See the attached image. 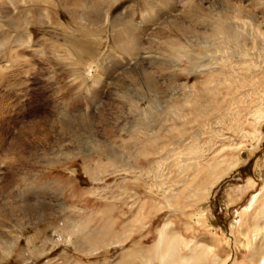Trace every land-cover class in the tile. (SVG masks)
<instances>
[{
	"label": "rangeland",
	"instance_id": "1",
	"mask_svg": "<svg viewBox=\"0 0 264 264\" xmlns=\"http://www.w3.org/2000/svg\"><path fill=\"white\" fill-rule=\"evenodd\" d=\"M187 1L191 0H107L92 10L80 9L73 0H55L52 8L43 2L25 3L0 31V81H7L0 83V196L3 191L19 193L30 203L38 200L55 211L52 217L22 225L3 217L5 246L13 247L7 255L0 245V264H160L156 254L161 235L179 239V258L203 253L204 264H264V250L252 256L257 242L264 240L261 202L256 208L249 205L264 182V115L258 113L259 108L264 110V79L254 87L255 80L264 78V35L256 29L260 26L264 32V0H232L244 1L260 22L249 25L237 40L219 34L209 45H201L193 44L188 35H172L162 50L155 51L152 34L185 13ZM192 1L197 13L210 14H196L193 24L181 15L183 29L217 31L214 27L220 30L218 22L225 18L232 20L229 27L234 35L242 31L235 27V18L212 11V0ZM100 31L107 37L94 36ZM136 36L142 40L139 54ZM81 43L82 56L73 51ZM175 43L187 46L177 64L171 54ZM151 48L154 53L148 59ZM147 75L151 88L143 84ZM18 76L22 84L15 81ZM224 77L235 81L231 89L239 90L236 95L229 92L225 102ZM238 79L254 86L239 89L235 85ZM212 84L220 87L217 106L202 100L205 85L212 89ZM192 104L199 110H192ZM201 112L213 113V117L197 120ZM87 114L112 133L114 142L85 132V150L67 141L63 145L71 148L68 155L65 148L55 145L54 151L63 156L43 160L44 152L39 151L29 162H18L23 145L16 141L27 125L53 121L58 126ZM180 121L186 129L179 132L175 123ZM166 130L174 131L173 135ZM259 133L261 140L257 141ZM213 154L220 157L224 168H233L199 204L198 211L205 215L202 221L175 205L184 182L192 179V171L203 169ZM251 181L255 188L249 186ZM229 197L236 204L230 205ZM254 234L256 241H252Z\"/></svg>",
	"mask_w": 264,
	"mask_h": 264
},
{
	"label": "bare ground",
	"instance_id": "2",
	"mask_svg": "<svg viewBox=\"0 0 264 264\" xmlns=\"http://www.w3.org/2000/svg\"><path fill=\"white\" fill-rule=\"evenodd\" d=\"M0 0V31L3 32L7 23L10 22L11 19L14 18V15L17 14V9L20 5H25V3H29V5H35L37 3H40V2H43L45 5L44 6H47L48 7H53L56 5V2L55 0ZM102 1H107V0H73V5H76L78 6L80 9H89V10H92V9H95V8H98L99 7V4L100 2ZM114 1V0H113ZM209 1V0H208ZM213 1V2H212ZM210 2V6L212 8V11L215 10L217 12H219L221 14V17L222 16H225V15H229V16H232L233 19L235 18L237 20L236 24H235V27L237 26L238 29H241L242 31L241 32H237L235 31V35L232 31V29L229 27V25H232L233 22L231 20V22L229 20H226L224 17V20L223 21H220L218 22L219 24H221V27H220V30H219V27H214L217 31H210L208 33H199L197 31H194L193 29L192 30H189L188 28H184L182 26H180V16L182 15V19L183 20H186L187 18H190L189 22L191 21V24H193V18L192 17H196V14L200 15V13H197L198 9L196 7V5H194L195 2H193L192 0L191 1H187V3L184 5V10L185 13L182 11L180 12L179 14H177L174 18L168 20L166 23H164V25H162L160 28H158L151 36V41L154 40V48L156 47L155 51L158 50H162L163 46H166L167 44V40L172 37V35H175L177 37L179 36H182L183 34L184 35H188L189 36V39L190 41H192V43L194 44L195 42L201 44V45H209L210 43H212L213 40H216L218 39V37L216 35H218L220 37V35H222L223 37H225V39H231V38H235L237 37L238 38V35H241L245 32V30L247 29V27L249 25H252L254 26V24L258 25L260 24V22H258V19H257V16H256V13L253 12L251 9H248L247 8V5H245V2L244 1H240L239 3H234L232 2V0H212ZM249 1V0H248ZM186 2V1H185ZM203 2V1H202ZM71 3V2H69ZM247 3V2H246ZM260 3V2H259ZM196 4V3H195ZM198 5V4H197ZM258 5V4H257ZM27 6V5H26ZM70 6V5H69ZM172 6V5H171ZM254 6V5H253ZM30 7V6H29ZM76 8V7H75ZM255 8V7H254ZM203 9V8H202ZM182 10V9H181ZM207 9H205L206 11ZM49 10L47 9L45 11L46 14H49ZM88 12V10H87ZM204 12V11H203ZM205 13V12H204ZM212 13V12H211ZM225 13V14H224ZM19 14V13H18ZM202 15H205L204 17H206L207 15L210 14L209 11H206L205 14L201 13ZM224 14V15H223ZM10 15V16H9ZM117 16H115L116 18L119 17L118 14H116ZM9 16V17H8ZM114 17V18H115ZM172 17V16H171ZM203 17V16H202ZM213 18V17H212ZM241 18H244V19H249L251 20L250 23L248 22H245V21H242L240 20ZM109 19V18H108ZM113 19V18H112ZM197 19V18H196ZM199 19V18H198ZM206 19V18H204ZM195 20V19H194ZM187 22V23H189ZM234 22V23H235ZM81 23V22H80ZM262 23V22H261ZM82 25V24H80ZM186 26H188L186 24ZM229 27V28H226V27ZM81 27V26H80ZM94 27V26H93ZM194 27V26H193ZM196 27V26H195ZM194 27V28H195ZM198 27V26H197ZM203 27V26H202ZM82 28V27H81ZM133 28V27H132ZM145 28V27H144ZM201 28V27H200ZM218 28V29H217ZM191 29V28H190ZM199 29V28H197ZM202 29V28H201ZM200 29V31H201ZM211 29V28H210ZM260 33L261 36L264 35V32L261 30L260 26H257L256 28ZM85 30V29H84ZM132 30V29H131ZM219 30V31H218ZM102 31V30H101ZM100 33H97L95 34L94 36L96 37H99V38H103V37H107L105 36V33L104 32H101ZM134 31V30H133ZM205 31V30H204ZM202 30V32H204ZM79 32V31H78ZM97 32V31H96ZM112 32V31H111ZM135 32V31H134ZM206 32V31H205ZM137 34L139 35H142L140 34V32H138ZM220 34V35H219ZM146 35V33H145ZM150 35V34H149ZM93 36V37H94ZM234 36V37H233ZM76 37V36H75ZM74 37V38H75ZM79 37V36H78ZM109 37V36H108ZM184 38V37H183ZM76 39V38H75ZM81 39V38H79ZM143 39V38H142ZM236 39V38H235ZM78 40V39H77ZM237 40V39H236ZM81 41V40H79ZM78 41V42H79ZM94 41V40H92ZM141 38L140 37H137L136 36V40H135V48H136V51H137V54H139V47H140V42H141ZM185 41H188V40H185ZM241 41V40H240ZM82 42V41H81ZM32 43V42H31ZM88 43V42H87ZM99 43V42H98ZM186 43V42H185ZM191 43V42H190ZM225 43V42H224ZM30 44V43H29ZM80 44V42H79ZM78 44V45H79ZM99 45V44H98ZM142 45V44H141ZM188 45V43L186 44ZM73 46V45H72ZM77 46L74 45V48ZM84 45H79L76 47V49H73V51H75L76 53H78L79 55L82 56V53L84 52ZM102 46V45H101ZM174 47H172V56L174 57L173 58V61L174 64H177L178 60L179 59H182L181 58V53H184L183 51L185 50H182L186 47H184V45H178V44H174L173 45ZM190 46V45H189ZM194 46V45H193ZM216 46V45H214ZM168 48V47H167ZM169 49V48H168ZM206 50V49H205ZM72 51V52H73ZM88 51V50H87ZM154 49L151 48V51H150V56L148 57V59L150 57L153 56L152 53ZM187 51V50H186ZM96 52V51H95ZM126 52V51H125ZM170 52V51H169ZM157 53V52H156ZM141 54V53H140ZM160 54V53H159ZM162 54V53H161ZM84 55V54H83ZM149 55V54H148ZM244 55V54H243ZM157 56H159L157 54ZM170 55V57H172ZM147 57V56H146ZM156 57V56H155ZM159 57H164V55L162 56H159ZM165 57L167 58V55H165ZM81 58V57H80ZM209 58V57H207ZM86 59V58H85ZM145 59V58H144ZM147 59V58H146ZM151 59V58H150ZM157 59H159L157 57ZM162 59H165V58H162ZM172 59V58H170ZM169 59V60H170ZM250 59V58H249ZM81 60V59H80ZM143 60V59H142ZM165 61V60H163ZM172 61V60H171ZM211 62V61H210ZM152 63V62H151ZM160 63H161V60H160ZM163 63V62H162ZM165 63V62H164ZM170 64V63H169ZM173 64V65H174ZM155 65V63H154ZM163 65V64H162ZM204 65V64H203ZM210 66V64H208ZM252 65V64H251ZM150 66H153V65H150ZM164 66V65H163ZM162 66V67H163ZM172 66V65H171ZM202 66V64H201ZM200 66V67H201ZM206 66V65H205ZM204 66V67H205ZM255 66V65H254ZM142 67V66H141ZM159 67V65H158ZM161 67V68H162ZM203 67V66H202ZM201 67V68H202ZM203 67V68H204ZM11 68V67H10ZM153 68V67H152ZM156 68V67H155ZM154 68V69H155ZM206 68V67H205ZM245 68V67H244ZM243 68V69H244ZM250 69L252 68L253 70L255 68H258V67H249ZM160 69V67H159ZM159 69L157 71H159ZM216 69V68H215ZM241 69V70H243ZM6 70V69H5ZM12 70V69H11ZM13 71V70H12ZM153 71V69H152ZM247 71V70H246ZM148 72V71H147ZM146 72V73H147ZM258 72V70H257ZM256 72V73H257ZM144 73V72H143ZM151 73V72H150ZM155 73V72H154ZM153 73V74H154ZM161 73V72H160ZM248 73V72H247ZM164 74V73H163ZM242 76L243 73L241 72ZM130 75V74H129ZM145 75V74H143ZM151 75V74H150ZM149 75V76H150ZM162 77V76H160ZM164 77V76H163ZM167 77V76H166ZM248 77V75H247ZM252 77V76H251ZM242 78V77H241ZM249 78V77H248ZM155 79V78H154ZM229 77H224V80L226 81V90L225 91V97H222L224 98V102H225V99L227 98V95H229V92L233 93L232 95H236L238 94V89H231L235 86H231L233 83H231L229 80ZM235 79V78H234ZM252 79V78H251ZM254 79L253 78V82H254ZM257 79V78H256ZM263 77H259L257 80H255V83H258L257 85L254 86L253 82L250 83V84H247V82H245V80H240L238 79L237 83H235V85H238L239 86V89L240 88H243L244 86H249V88H252V86H254L255 88H257L256 86H259V84H262L263 83ZM150 78L147 76L144 77V85L148 86V88H151L153 87L152 86V81L150 82L149 81ZM210 80V79H208ZM223 80V79H222ZM17 83H20L22 84L23 80H22V77L20 78L18 76V78L15 80ZM154 81V80H153ZM251 81V80H250ZM208 82V81H207ZM206 82V83H207ZM219 82V81H218ZM0 83H7L6 80H1ZM158 83V82H156ZM160 83V82H159ZM162 83V82H161ZM166 83V82H165ZM205 83V84H206ZM217 83V81H216ZM168 84V82H167ZM169 84H172L171 82ZM177 84V83H176ZM210 84V83H208ZM207 84V85H208ZM157 85V84H155ZM173 85V84H172ZM171 85V86H172ZM179 85V84H178ZM213 85V84H212ZM219 85V84H218ZM218 85H215L216 88H214L215 86L213 85V88L212 89H209L211 87V85L208 86V89H206V85H205V89H203V87H201L204 92L202 91V98H205V99H202L204 103L206 102H210V103H215V106H217L219 103H220V100H218V96L217 94L220 95V91L218 88ZM8 86V85H7ZM11 86V85H10ZM17 86V85H16ZM165 86V85H164ZM220 86H221V83H220ZM251 86V87H250ZM14 87V86H13ZM169 87V86H168ZM176 86H174L173 88H175ZM178 87V86H177ZM188 87V86H187ZM185 87V88H187ZM223 87V86H222ZM262 87V86H260ZM164 88V87H163ZM162 88V89H163ZM167 88V87H166ZM181 88V87H180ZM254 88V89H255ZM13 89V88H12ZM158 89V87H157ZM171 89V88H170ZM169 89V90H170ZM150 90V89H149ZM152 90V89H151ZM168 90V88H167ZM168 90V91H169ZM175 90V89H174ZM183 90V89H181ZM180 90V91H181ZM197 90V89H196ZM232 90V91H230ZM260 90V88H259ZM164 91V90H163ZM176 92V91H174ZM196 92V91H195ZM11 93V92H10ZM119 93V92H118ZM164 93V92H163ZM240 93V92H239ZM8 94V93H7ZM167 94H170V93H167ZM177 94V93H175ZM199 94V93H198ZM201 94V92H200ZM157 95V94H156ZM172 95V94H171ZM170 95V96H171ZM3 96V95H2ZM137 96V95H136ZM164 96V95H163ZM166 96V95H165ZM174 96V95H173ZM220 97V96H219ZM209 98V99H208ZM230 98V97H229ZM200 99V98H199ZM241 99V98H240ZM210 100V101H209ZM217 100L219 101V103H217ZM237 101V100H236ZM194 102V101H193ZM196 103V102H195ZM263 103V102H262ZM207 104V103H206ZM197 105V104H196ZM196 105H189L192 107V110L194 109H198V107L196 108ZM202 105V103L200 104ZM208 105V104H207ZM211 106H209L210 108ZM206 109V107H204ZM217 109V108H216ZM260 109V108H259ZM258 109V113L261 115H264V110H259ZM199 110V109H198ZM197 110V111H198ZM203 110V108H202ZM219 110V108H218ZM227 110V109H226ZM99 111V110H98ZM213 112V110H211ZM104 112V111H103ZM200 112V111H199ZM198 112V113H199ZM202 113V112H201ZM93 114V113H92ZM178 114V113H177ZM197 114V112H196ZM216 114V113H214ZM258 114V115H259ZM179 115V114H178ZM105 116V115H104ZM196 116V115H195ZM202 116L204 119L203 120H208V119H211L213 117V113H202V114H198V117H197V120L198 118ZM107 117V116H105ZM195 117V118H196ZM216 117V116H215ZM214 117V118H215ZM260 118V117H259ZM102 119V118H101ZM186 119V118H185ZM263 119V118H261ZM260 119V120H261ZM75 120V121H74ZM72 121H68L67 123H64V124H61V125H54L53 121H45V123H42L40 126L39 125H27V127L24 128V130L21 132V134H19V138L17 139L16 143L17 144H22L23 147L20 148V150L18 151L17 153V159H18V162L20 161L23 162L24 161H27L29 162L31 158V156H36L38 155L37 152L39 151H42L44 152V156H43V160H47L48 158H51V157H57L58 155H61L63 156L64 153H62L61 151L58 152V151H54L53 147L56 145V146H60L61 148L60 149H64V151H67V155L70 154V150L71 148L69 149H66L67 146H64L63 143L64 142H67V141H70L68 143L72 144L73 142H75V144H77L78 148L81 149V150H85V143H84V138L82 137V134L83 133H89L90 135L92 136H101L103 137L105 140H110L111 143L114 142V137L113 135H111L110 133L106 132L105 130L101 129L102 127V124H99L101 123L100 121L98 122L97 118L93 117V116H88L87 115H84L82 117H80L79 119H74ZM193 120V119H192ZM213 120V119H212ZM211 120V121H212ZM64 121V120H63ZM173 121H176L177 120H173ZM185 121V120H184ZM195 121V119H194ZM61 122V121H60ZM183 122V121H182ZM193 122V121H192ZM196 122V121H195ZM203 122V121H202ZM206 122V121H205ZM259 122V121H258ZM63 123V122H62ZM175 123V122H174ZM176 127H175V130H178L179 132L180 131H183L186 129V126H184L181 121L179 124L175 123ZM203 124V123H202ZM209 124V123H208ZM212 124V123H211ZM209 124V125H211ZM110 125V124H109ZM196 125V123H195ZM208 125V126H209ZM189 126V125H187ZM197 127V126H196ZM204 127V126H203ZM124 128V127H123ZM177 128V129H176ZM194 128V127H193ZM198 128V127H197ZM118 129V128H117ZM161 129V128H160ZM200 129V128H198ZM197 129V130H198ZM204 129V128H201V130ZM213 129V128H212ZM196 130V132H197ZM177 131V133H178ZM193 132V130H191ZM200 131V130H199ZM203 131V130H202ZM173 132L174 131H167L166 130V133H169L170 135H173ZM190 132V131H189ZM210 132H213L210 130ZM85 133V134H86ZM165 133V134H166ZM185 133V132H184ZM188 134V133H187ZM192 134V133H191ZM193 134L195 135V133L193 132ZM183 134H181L180 137H184V135L182 136ZM197 135L199 136L198 132H197ZM200 135H201V132H200ZM203 135V134H202ZM186 136V135H185ZM200 137V136H199ZM261 137V133L258 134L257 137H255V140H259ZM116 138V137H115ZM154 138V137H153ZM152 138V139H153ZM198 138V137H197ZM257 138V139H256ZM187 139V138H186ZM195 140H198L199 139H196L194 138ZM118 140V139H117ZM182 140V139H181ZM261 140V139H260ZM155 141V140H154ZM153 141V142H154ZM156 142V141H155ZM186 142V141H185ZM188 142V141H187ZM195 142V141H194ZM193 142V143H194ZM62 143V145H61ZM157 143V142H156ZM192 143V142H191ZM257 143V142H256ZM155 144V143H154ZM183 144V143H182ZM188 144V143H187ZM67 145V144H65ZM96 145V144H95ZM190 145V144H189ZM192 145V144H191ZM187 146V145H186ZM193 146V145H192ZM15 147V146H14ZM28 147V148H27ZM188 147V146H187ZM194 147H195V144H194ZM243 146H240L239 148H242ZM135 148V147H134ZM191 148V147H189ZM238 148V147H236ZM167 149V148H166ZM197 149V148H196ZM12 150H13V147H12ZM11 150V151H12ZM15 150V149H14ZM191 150V149H190ZM245 151V150H244ZM24 155H23V153ZM51 152V153H49ZM58 152V153H57ZM190 152V151H189ZM193 155V151H191ZM190 152V153H191ZM197 152V151H196ZM195 153V152H194ZM7 154V153H6ZM10 154V153H9ZM12 154V153H11ZM29 154V156H26L24 157L25 155ZM183 154V153H182ZM185 154V153H184ZM242 154V153H241ZM199 155V154H198ZM214 155V154H213ZM14 156V155H13ZM161 156V155H160ZM218 156V155H216ZM216 156H212L211 157V160L206 164V166L202 169H196L194 171H192V179L191 180H188L187 177V181L184 182L183 184V188L180 190H178V192L180 193V200H178L176 202V207H179L180 209H184V211H186L188 214L187 216L189 217H196L198 220H202L204 221L205 220V215L203 214V212H199L198 211V207H199V204L201 202H203L205 199H207L208 195H210V193L212 192V190H214L217 186V183L220 181L221 177L222 176H225V174H227V171H229L230 169H232L233 167L231 166H228L229 168H227L225 166V168L221 165L220 163V160L219 159L220 157H217L216 159ZM191 157V156H189ZM188 157V158H189ZM193 157V156H192ZM197 157V156H195ZM194 157V158H195ZM201 157V156H200ZM245 157V156H244ZM160 158V157H159ZM183 158V157H182ZM11 159V158H10ZM16 159V160H17ZM192 159V158H191ZM9 160V159H8ZM40 160V159H39ZM38 160V161H39ZM189 160V159H188ZM190 161V160H189ZM195 161V159H194ZM204 161V160H203ZM224 161V160H222ZM193 162V161H192ZM191 162V164H192ZM196 162V161H195ZM190 163V162H189ZM16 164V163H15ZM19 164V163H18ZM188 164V163H186ZM190 164V165H191ZM200 164V163H199ZM14 165V164H13ZM20 165V164H19ZM185 164H183L184 166ZM189 165V164H188ZM194 165H191L192 167L191 168H194ZM197 166V165H196ZM235 166V165H234ZM13 167V166H11ZM182 167V166H181ZM186 167H189L190 166H186ZM183 168V167H182ZM13 169V168H12ZM16 170V169H15ZM181 171H184L186 172L184 169L181 170ZM230 172V171H229ZM14 173V172H13ZM184 174V173H183ZM182 174V176H183ZM181 175V174H180ZM179 175V176H180ZM157 177V176H156ZM190 177V176H189ZM168 178V177H167ZM185 179V178H184ZM155 181V180H154ZM162 181V180H161ZM183 180H181L182 182ZM221 182V181H220ZM249 186L251 188H255L254 186V183L251 181L248 183ZM23 186V185H22ZM180 186V185H179ZM178 186V187H179ZM182 186V185H181ZM180 186V187H181ZM2 188H4L2 186ZM250 188V189H251ZM165 190V189H164ZM250 191V190H249ZM163 192V191H162ZM245 192V191H244ZM169 193V192H168ZM167 194V193H166ZM178 194V193H177ZM165 195V194H164ZM258 196V197H257ZM254 199L251 200V202H253V204L249 203L250 206L254 207L256 205V203H258L257 205L259 206V203L261 202V207L260 209L263 210L262 214H264V182L261 184V187L258 191V195H257ZM179 197V196H178ZM171 198V197H170ZM171 200V199H170ZM232 200H234L232 198ZM231 198L229 197V202H230V205H233V204H236L234 202L236 201H233L232 202ZM238 200V199H237ZM41 201V200H40ZM239 201V200H238ZM258 201V202H257ZM232 203V204H231ZM48 206V205H47ZM47 206L45 205H41V203H39L38 200H31V203H30V200L28 201L23 195L19 194V193H11V192H5L3 191L2 195L0 196V245H2V251L9 255L11 250H12V247H7L5 246V242L7 241V232L2 230V228L5 225L4 222V219L3 217H6V219L8 217H10L11 221L17 225H22V224H25V223H32V222H36V221H39L41 219H47L49 217H52V215L55 214V211H53V209L51 210V208H48ZM7 208L9 210H7ZM54 208V207H53ZM193 208L195 209L197 212L194 213V214H191L189 213L190 209ZM249 208V207H248ZM256 208V206H255ZM56 209V207H55ZM54 209V210H55ZM157 209V207H156ZM253 209V208H252ZM38 210L40 211L38 213ZM57 210V209H56ZM147 210V209H146ZM65 211V210H64ZM249 211V210H248ZM244 214V213H243ZM255 214V213H254ZM253 219V218H252ZM197 220V221H198ZM44 221V220H43ZM240 223V222H239ZM253 223V222H252ZM143 224V223H142ZM239 225V224H238ZM189 226H187L188 228ZM238 227V226H237ZM236 227V228H237ZM141 228V227H140ZM239 228V227H238ZM237 228V229H238ZM4 229V228H3ZM236 230V229H235ZM239 230V229H238ZM253 230V229H251ZM258 231V229L256 230ZM71 232V231H70ZM253 233V232H252ZM165 234V233H164ZM81 235V233H80ZM84 235V234H83ZM243 235V233H242ZM105 237V236H104ZM240 237V236H239ZM72 238V237H71ZM244 238V237H243ZM256 238H257V234H254L252 236V241H256ZM248 239V238H247ZM179 239H177L176 236L174 235H171L169 236L168 239H164L162 238V235H161V238L159 239L158 241V246H157V254L156 256L158 255L161 263L160 264H167V261L169 260H172L173 263L175 262L176 264H204L205 262H203V256L204 254H199V253H193L192 256L190 257H184V258H179V256L177 255V242H178ZM261 241V242H260ZM258 241L257 243H259L257 245V249L256 247L253 249L254 252H253V255L252 256H258L259 255V252H261L262 250H264V240H260ZM192 244V243H191ZM249 244V243H248ZM237 245V244H236ZM240 245V244H239ZM254 245V244H253ZM185 248H189L188 244L185 243L184 244ZM247 247H252L251 243L249 244V246L247 245ZM253 248V247H252ZM248 250V249H246ZM264 252V251H263ZM190 253V252H189ZM201 253V252H200ZM179 254V253H178ZM203 255V256H202ZM158 258V257H157ZM256 258V257H255ZM126 260V259H125ZM218 260V259H217ZM170 264H171V261H169ZM168 262V263H169ZM203 262V263H202ZM128 263V261H127ZM134 264V263H133ZM152 264V263H151ZM208 264V263H207Z\"/></svg>",
	"mask_w": 264,
	"mask_h": 264
}]
</instances>
